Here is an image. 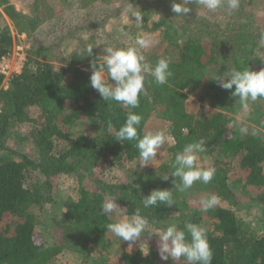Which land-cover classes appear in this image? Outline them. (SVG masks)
I'll use <instances>...</instances> for the list:
<instances>
[{"label":"rangeland","instance_id":"1","mask_svg":"<svg viewBox=\"0 0 264 264\" xmlns=\"http://www.w3.org/2000/svg\"><path fill=\"white\" fill-rule=\"evenodd\" d=\"M135 1L137 0H0V46L8 49L7 55L0 61V74L3 76L0 91H7L13 76L20 74L25 67L34 71L36 63L43 62L56 68L74 51L86 52L88 45L94 47L93 53L97 56L102 54L101 50L106 45L134 46L137 36L148 34L155 43L141 51L146 61L155 66L164 57L170 59V64L176 63L181 47L193 39L207 44V40L216 37L218 49L208 51V56L202 63L203 80L199 86L192 90H178L170 86L175 94L172 97L170 95L169 100L160 99L155 103L145 93L140 96L144 102L137 112L143 117L142 133L163 129L171 134V129L182 118L176 116L178 112L188 122L205 111H223L226 135L237 139H256L264 148V100L250 102L249 110L245 112L237 98L225 95L228 90L211 80L231 68L244 70L249 67L252 71L264 68V0H239L237 9L229 11L224 7L215 12L193 0L189 5L191 11L186 16H176L171 11L173 0H163L168 5L163 15L159 12L161 6H157L155 0L142 1L136 7L130 5ZM175 2L180 3L181 0ZM130 7L143 12L142 28L136 27L133 17L128 18ZM65 36L67 38L63 39ZM41 46L45 49L38 59L35 53ZM230 46L240 53L243 50L242 57L238 52L236 54L239 58L233 57ZM83 70L92 72L90 69ZM170 106L176 107L173 115L169 111ZM39 114L38 110L31 109L24 114L23 119L10 125L3 146L13 151L15 159H19L21 154L41 162V154L28 134L33 127L32 121ZM62 126L65 133L85 140L100 142L104 134L101 127H93L84 120H73ZM182 131L186 133L185 128ZM173 145L172 142L163 145L157 159L144 167L140 166V158L110 166L103 162V153L99 152L93 165L91 160H85L78 165L77 172L50 178L49 199L45 197L46 201L31 208L40 233L52 244L60 241L58 224H72L68 203L70 200H77L81 185L94 187L97 182H103L130 183L137 188L150 186L154 182L156 171L162 167H171L175 158ZM197 164L205 168L214 167L219 179L213 178L208 184L198 181L192 188L180 191L177 197L186 204L185 209L178 207L179 209L166 213L159 228L171 223H176L179 227L182 221H197L208 233L218 235V226L210 215L222 207L235 211L244 234L255 238L263 237L264 206L256 202L253 193L244 189L246 173L238 159L216 149L209 151L205 148L204 152L198 154ZM177 181L179 184V178ZM44 182L45 178L37 171H31L26 179V185L31 190L43 191L46 188L42 185ZM212 195L219 197V203L205 212L201 201ZM125 217L127 216L121 218ZM155 231L149 225L140 240L132 243V246L109 232L105 235L102 249L95 252L91 259L85 261L79 253L63 251L48 264H100L102 261L110 264L123 253L137 252L153 258L154 264H181V259H160L158 238L151 235ZM145 251H149L148 255L143 254Z\"/></svg>","mask_w":264,"mask_h":264},{"label":"trees","instance_id":"2","mask_svg":"<svg viewBox=\"0 0 264 264\" xmlns=\"http://www.w3.org/2000/svg\"><path fill=\"white\" fill-rule=\"evenodd\" d=\"M142 1L145 0L131 2L130 5L135 6ZM155 1L157 6H161L159 12L163 15L168 5H165L163 0ZM65 38L67 36L63 37ZM206 42L207 44H203L202 41L193 39L184 44L178 61L170 64L172 75L168 82L156 85L149 77L145 84V95L150 96L155 103L160 99L169 100L170 95L172 97L175 94L170 86L178 90H192L199 86L203 80L202 63L207 58L208 51L218 49L216 37ZM44 49V46H41L35 53L38 59ZM229 49L233 57H238V50L233 46ZM242 52L243 50L238 52L240 57ZM7 53L8 49L0 46V61ZM86 54L84 51H74L56 68L43 62H37L34 71L27 66L20 74L13 76L7 91H0V264H48L63 251L79 253L87 261L102 249L105 235L109 233L105 226L118 221L122 216H132L136 208L141 209V215L148 218L149 225L155 230L159 228V223L163 222L166 213L186 207L177 197L180 191L172 183L174 178H162L170 175L173 169L162 167L155 172L153 184L147 187L137 188L130 183L103 182H97L94 187L79 186L77 200H70L68 203L72 224H58L59 232L61 231L60 241L52 244L40 233L31 208L39 206L45 197L49 199L50 178L77 172L78 165L85 160H91L93 165L99 152L103 153V162L110 166L139 159V151L134 147L135 141H124L122 144L115 136V132L126 122L130 110L122 103L103 101L99 93L91 87V73L83 69L92 71L91 61L99 60L94 53L92 57L85 56ZM2 82L3 76L0 74V88ZM226 94L231 96L230 91ZM143 102L140 99L139 107ZM140 108L131 111L139 114L137 109ZM31 109L40 112L32 121L33 127L28 134L41 154V162L21 154L19 159H15L13 151L3 146L10 125L23 119L24 114ZM175 109V106L169 107L171 114ZM224 115L223 111H205L195 120L187 122L178 112L176 116L182 117L179 118L180 123L171 129L174 138L173 153L181 152L188 143L203 139L204 148L209 151L216 149L237 158L246 173L244 189L250 194L253 193L256 202L264 206V148L256 139H237L226 135ZM73 120H84L93 127H101L104 132L102 140H85L65 133L62 125ZM109 122L112 124L111 130L108 127ZM142 123L143 121L138 127L141 137L144 135ZM183 128L186 133L182 131ZM31 171H37L45 178L42 185L46 188L43 191L31 190L26 185ZM214 179L219 178L215 175ZM177 180L178 178L176 182ZM157 188L172 191L175 204L171 208L159 203L143 208L142 194L148 195ZM113 197L122 208L113 214H101L102 203ZM210 216L219 231L218 235L207 232L214 254L212 264H264V236L255 238L244 234L232 209L220 207L211 212ZM192 223L198 224L197 221ZM184 225L185 222L182 221L179 228L183 229ZM127 244L132 242L127 241ZM181 260V264H187L183 258ZM110 264H154V261L153 258L137 252L123 253Z\"/></svg>","mask_w":264,"mask_h":264},{"label":"clouds","instance_id":"3","mask_svg":"<svg viewBox=\"0 0 264 264\" xmlns=\"http://www.w3.org/2000/svg\"><path fill=\"white\" fill-rule=\"evenodd\" d=\"M193 0H181L171 5V11L176 16H186L191 8ZM197 2L215 12L218 9L227 7L229 11L239 7V0H197ZM134 18L137 28H142L144 15L141 10L130 7L128 18ZM123 32L124 30L121 29ZM125 35L127 33L125 32ZM155 41L151 35H139L135 38L134 46L115 47L106 45L102 48V54L96 56L90 63L92 69L90 75V85L96 90L103 101H115L128 107L126 122L115 132L116 140L122 144L124 141H135L134 147L139 151L140 166L144 167L157 159L160 150L168 142L174 143V138L165 130L148 131L142 137L138 134V127L143 117L131 109L139 107L140 96L145 92V84L151 77L156 85H164L172 75L170 70V59L160 58L155 66L145 59L141 49H147ZM93 46L88 45L86 55L93 56ZM218 83V86L231 93V97L237 98L242 109L247 112L249 103L264 99V68L259 71H252L248 68L238 70L236 68L227 69L220 75L211 79ZM234 89V90H233ZM109 130L112 124L109 122ZM204 140L188 143L181 152L175 154L171 162L173 171L170 175L162 177L164 180L174 178L172 183L179 191L184 192L196 183H210L216 173L214 167H201L197 164L198 154L205 151ZM179 178L180 183H176ZM141 203L143 208L156 206L158 203L171 208L175 201L173 193L169 189H154L148 195L142 194ZM219 203V197L212 195L201 201L202 210L208 211ZM115 197L102 203L101 214L108 215L116 213L121 209ZM66 212V211H65ZM149 220L141 215V209L136 208L130 217L121 218L116 222L105 226L106 230L114 233L122 241L135 243L140 240L142 234L149 226ZM157 240L158 253L161 260H180L183 258L187 264H212L213 250L210 247L207 230L196 223L187 222L181 229L176 223L168 224L166 227L156 229L154 234ZM132 246V244H130ZM149 251L143 254L148 255Z\"/></svg>","mask_w":264,"mask_h":264}]
</instances>
